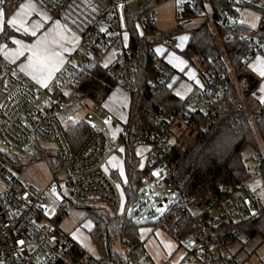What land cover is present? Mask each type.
<instances>
[{
	"label": "built area",
	"instance_id": "2783aa9c",
	"mask_svg": "<svg viewBox=\"0 0 264 264\" xmlns=\"http://www.w3.org/2000/svg\"><path fill=\"white\" fill-rule=\"evenodd\" d=\"M17 1L19 0H4L0 7L5 9L7 5ZM36 1L52 10H58L60 19L83 38L87 47H92L96 42L93 30L101 24L108 23L117 33L128 29L127 9L137 0ZM179 1V6L188 2L199 13L198 16L204 17L215 30L222 31V39L226 43L235 41L240 45L245 51L241 62L249 65L257 55L264 53V36L240 29L243 26L241 9L244 6L258 5L263 0H236L230 9L213 7L207 0H169L174 3L175 10ZM152 18L155 21V14H152ZM118 40L109 36L103 40V44L107 47L116 44ZM83 56L86 60L89 52ZM223 57V67H202L200 84L195 85L183 99V111L174 107L159 108L156 118L159 129L153 135L143 134L139 143L150 147L157 170L165 167L166 177L161 178L159 184H167L175 192L173 203L176 205V213L171 227L172 235L178 237L187 230L197 233V244L191 251L189 261L199 259L200 264H213L214 260L219 259L221 264H264V253L251 254L246 258H240L232 252H217L214 255V246L210 239L214 226L230 219L248 220L256 208L264 203V151L254 154L253 164L250 166L251 183L259 181L258 187H252L250 182L247 185H220V192L226 197L205 220H201L194 212L195 195L186 188L195 159L205 143L204 139L198 138L177 164H170L166 156L175 143L174 125H179L180 121L187 119L192 106L208 116L204 123L207 124L218 116L222 104L228 100L234 101L235 97L231 95L232 85L243 99L242 92L247 88L248 82H239L231 60L227 54ZM87 65L89 62L80 64L79 67L84 68ZM229 67L233 68L232 75L229 73ZM71 68L66 67L60 73L66 86H73L75 83L70 78ZM111 68L122 87L130 93L136 91L138 58L129 45L118 44ZM159 68L162 75L158 81L161 83L168 82L175 73V69L170 65L162 64ZM59 84L55 80L50 88L41 87L21 72L16 64L0 54V85L3 90L0 99V141L35 149L39 156L41 149H46L41 148V142L50 141L56 146V150L51 151L57 153L60 163L65 165L64 176L59 178L61 174L53 173L47 186L42 188L31 181L23 180L0 160V264H54L59 260L63 261V264H80L68 257L78 242L54 222L55 217L48 216L50 206L45 202V191L49 186L57 188L61 181H66L71 192V196L65 197L64 202H54L56 216L60 212L68 211L76 203L101 200L116 207L121 201L111 175L103 168L109 143L106 132L94 129L78 149L72 147L63 120L57 117V112L62 107L54 100L52 87ZM45 96H48L49 104L38 106ZM99 111L102 112L101 109ZM245 111L253 118L249 110ZM129 132L130 126L126 124L119 136L120 144L125 143ZM21 240L24 241L23 244L19 243ZM125 243L130 251L127 264H143L138 249L128 238ZM85 251L84 257L95 264L100 257L99 252L88 248H85ZM165 264L173 263L167 260Z\"/></svg>",
	"mask_w": 264,
	"mask_h": 264
},
{
	"label": "trees",
	"instance_id": "16d2710c",
	"mask_svg": "<svg viewBox=\"0 0 264 264\" xmlns=\"http://www.w3.org/2000/svg\"><path fill=\"white\" fill-rule=\"evenodd\" d=\"M207 1L213 7L221 6L224 9H230L236 0ZM17 2L12 5L14 6ZM166 2H169V0H137L129 5L127 9L128 30L130 32L129 47L136 52L138 58L137 89L131 93L130 118L127 123L130 126V132L124 143L128 177L124 189L127 199L121 212L114 209L111 213L112 210L109 211L106 207L97 205L84 206L87 215L94 222L90 235L100 254L95 264H127L130 251L125 243L126 238L132 242L136 249H139V228L144 222L138 220L136 217L137 211L134 210V207L140 195L142 180L150 170L149 164L144 168L138 167L136 148L140 144L139 138L143 134L153 135L159 129L156 118L159 115L160 107H174L181 111L184 110L183 99L173 94L167 82L161 83L158 81L162 71L159 68L160 65L157 64L154 47L156 44L163 42L173 48L172 46H176V36L180 34V31L186 29L178 25L173 29L155 33L152 37L148 35V32L155 25L152 14H155L158 5ZM201 3L204 5L203 2ZM183 6L184 10L180 18H195L199 15L188 2H184ZM249 6L261 13L260 25L253 28L243 23L240 29L247 33L264 36V0L258 5ZM177 13L179 14L178 11ZM151 21L154 23L151 24ZM137 22L144 26L145 33L142 35L136 27ZM108 30L113 31L110 26ZM93 32L96 35V42L93 45L95 48L93 56L90 57V64L86 66V71L79 70L73 77L78 80V88L82 93L99 101L109 93L111 87L118 81L112 68H104L99 63L97 51L102 54L105 50L106 46L103 44V38L106 37L107 32L101 31L100 26L96 27ZM190 32L192 35L187 47L184 50H178V52L191 63H194V59L195 61L199 60L200 70H202V67L206 68L209 65L217 68L219 66L223 67V56L227 54L234 67L237 80L248 82L247 88L242 92L243 99L232 85L231 95L235 97L234 101L230 102L228 100L222 104L218 116L209 120L207 124L204 123L207 121L208 116L192 106L187 119L180 121L179 124L185 125L184 129L189 131L188 136L182 141L180 139L175 141L166 155L170 164H177L198 138L202 137L204 139L205 143L195 159L193 172L187 180L186 188L191 194L195 195L196 199H194L197 200V204L213 202L206 208L207 211L203 216L208 217L210 210L221 204L226 197L225 194L220 192V185H247V181L252 178L243 150L249 145L253 148L255 154L261 147V141L264 144V102H261L257 97L262 78L252 73L246 63L241 62V56L245 51L235 41L226 43L223 40L224 48L222 50L218 45L214 28L207 21H204ZM8 33L9 30L6 27L5 32L1 34V38L6 37ZM218 35L223 38L224 33L219 30ZM155 82L157 84H154ZM2 95L3 90L0 85V99ZM245 109L250 111L253 118ZM93 131L94 129L88 122L82 121L66 129V135L72 147L76 150ZM192 136V140L187 143ZM254 154L251 157L252 159ZM38 158L45 159L55 175L62 174L65 170V165L60 163L57 153L50 151V149H41V156L25 161L22 169L38 160ZM0 160L11 162L7 153H0ZM13 161L16 165L11 163L12 167L21 175L22 160ZM195 200H193V204ZM79 205L81 204L76 203L74 206ZM65 213L67 211L62 212L58 219H61ZM175 213L176 205L172 203L169 211L165 212L160 218L162 220L166 219L165 222L170 223V221H173ZM54 222L58 224L55 220ZM145 222L147 223V221ZM240 235H243L247 240L259 237L264 242V203L256 208V211L248 220L230 219L214 226L210 232V239L214 246L213 254L219 252L218 248L220 249L221 246L234 243ZM118 240L126 246H123L125 253L115 248ZM85 253V248L78 243L68 257L73 262L92 264L88 258L84 257ZM54 264H63V261L59 260Z\"/></svg>",
	"mask_w": 264,
	"mask_h": 264
},
{
	"label": "crops",
	"instance_id": "0c3cea01",
	"mask_svg": "<svg viewBox=\"0 0 264 264\" xmlns=\"http://www.w3.org/2000/svg\"><path fill=\"white\" fill-rule=\"evenodd\" d=\"M25 2H27V0H19V2H17L13 7L12 4H9L4 9L5 17H6L4 23L5 26L8 27L9 33L7 34L6 38L5 37L2 38L0 42V45H6V49L4 51H0V54L11 62L13 61L10 58L6 57L5 52L15 50L17 47H19L17 44L14 43V40L18 39L23 41V43L25 44H32L35 42V40L38 37H40L45 33H48L49 29H55V22L57 20L60 21L61 25H66L60 19L58 10H52L44 6L43 4L39 3L38 1L32 0V3L35 4L37 11L33 12L32 15L28 18V23L31 24L33 21H37L42 23L44 27L38 30L36 37H32L30 34H26L23 31L17 32L14 28L7 25V19H10L15 14V12L19 10V4ZM162 4H164L166 7L165 8L166 9L165 12L167 13L166 15H168L169 19L172 18L170 19L171 22L174 21V19L176 20V22L173 23L165 22L166 23L165 26H162V28L158 29L160 30L159 33L161 31L173 29L178 25L182 26V23L191 21L192 19L196 18V17L184 18V19L180 18V15H182V11L184 10L183 5L179 6L181 4V1L177 3L176 10L173 9L174 3L166 2ZM156 9H155V25L148 32V35L150 37H152L153 34L157 33L158 31L155 30L157 29ZM177 11L179 12V14L177 13ZM41 14H44L50 17L51 19L45 20L43 18V15ZM136 27L139 30L140 34L145 33L143 30L144 26L141 23L137 22ZM68 28L71 29L70 27ZM125 32L128 33V40L126 42L123 39V34ZM216 32L218 34L217 30ZM1 34L2 33H0V35ZM73 34H75V36L78 37L79 39L76 44L64 43V47H69L72 48L73 50L70 52L63 53L66 59L62 71H64L66 67H72L70 78H72L75 81V83L73 86H66L64 83V79L60 78V73L62 71L56 73L53 81L50 82V85L55 80H57L58 83H60L58 86L52 87L54 100L58 101L61 104L62 120L65 123L66 129L71 128L72 126L76 125L79 122L86 121L93 129L104 130L108 136V139L113 138L117 141L116 146L114 147V145H112L109 151L106 152V155L103 160V168L112 177L115 178V176L117 175H119L120 177L119 183H121V186H118V188L120 189V191H122V193H120L121 201L119 203L120 206L119 205H118L119 207L116 206L118 210L117 209L115 210L121 212L123 210V206L125 205L127 199L124 187L128 182V177H127L126 162H125V144H120L119 136L122 133L124 126L128 123L130 118V106L132 102L131 93L127 91L124 87H122L119 83H115L111 87L109 93L99 101H96L94 98L81 92V90L78 88L79 82L75 77H73V75L77 73L79 70H83V71L87 70L86 66H84V68H80L79 65L85 64L87 62H89L90 64V57L93 56V52H94L93 50L95 47L93 46L87 47L83 41V38L72 29L71 32L66 33V35L69 38ZM191 35H192L191 32L184 31L176 36L175 44L180 51L184 50L187 47ZM109 36H114L115 39H119L118 42L116 44L110 45L109 47H106L105 50L102 52V54L97 51V53L99 54L98 56H99L100 65L104 67V64L107 63L108 66L106 68H111V66L113 65L117 53L118 44L129 45L130 42V32L128 29L119 33H117L116 30L113 31L108 30L106 37ZM181 37H186V39L181 40ZM49 38L50 39L58 38L56 37V31H53L50 34ZM105 38H103V40ZM53 47L56 46L54 45ZM158 48L161 49V51H157ZM56 50L59 51L60 49L56 48ZM87 52H89V57L85 60L83 59L84 58L83 55L84 53ZM154 52L155 54L157 53L159 56H162L165 65H170L175 69V73L168 80L167 85L168 86L171 85L170 88L175 96H177L180 99H185L191 90L190 91L187 90L184 86L188 85L192 89L195 85L200 84V71L199 69L196 68L197 64L200 65L199 60L195 61L194 59V63H191L180 52L174 50L168 44L163 42L155 45ZM27 56L28 53L25 52L24 56L20 57L13 63L16 64L20 69V64L26 61ZM257 56L264 58V54ZM256 57L248 65L249 67L250 65L257 63ZM179 61H185L186 63L180 64ZM250 69L252 73L261 77L259 73L255 71L252 67H250ZM192 73L195 74V78H192ZM261 78L262 81L258 88L259 91L258 96L260 100L261 97H264V92L260 90L261 86L264 85V77ZM197 81H199V83H197ZM177 92H180L181 95H177ZM99 109H101L102 112H100ZM106 120H109L110 123H105ZM179 126L183 127L184 125L175 124L173 127V131L175 128H178ZM136 152L138 156L137 158L138 167L144 168L147 164H149L150 166L149 172L153 171L155 176H160L161 168H159L158 170L155 168V166L151 168L152 164L150 162L152 156L150 154L151 153L150 147L144 144H139L136 148ZM153 164L155 163L153 162ZM48 169L51 175L47 183L50 181L53 175V172L49 166ZM143 181L144 179L142 180V183ZM47 183L44 185L46 186ZM215 211H216V207L212 208L209 213H214ZM61 213L62 212H60L59 214ZM163 214H165V212L163 213L160 211L158 215L154 217L155 218L154 219L152 215H147V212H143L142 215L136 213V217L138 218V220L144 222L139 228V241H140L139 249L142 250L141 257L143 259V264H165L167 260H170L173 264L188 262L189 261L188 258L191 254V251L196 245L195 244L193 248H190L191 245L190 238L191 237L192 239L195 238V243H196V241L198 240L197 233L192 230H187L178 237L173 236L171 233V227L173 221H170V223L169 222L166 223L165 222L166 219L162 220L160 218ZM201 218L205 220L207 217L205 216ZM145 221H147V223ZM93 226H94V222L92 220V226L90 230L93 228ZM69 235L74 238L72 234ZM74 239L79 244L82 245V243H80L76 238ZM169 245H171V247H169ZM94 250L98 251L96 247L94 248ZM122 251L125 253L126 252L125 248Z\"/></svg>",
	"mask_w": 264,
	"mask_h": 264
},
{
	"label": "rangeland",
	"instance_id": "374dc122",
	"mask_svg": "<svg viewBox=\"0 0 264 264\" xmlns=\"http://www.w3.org/2000/svg\"><path fill=\"white\" fill-rule=\"evenodd\" d=\"M13 6V5H12ZM165 5H159L156 9V20H157V29L158 30L160 28H162V26H165V22H176V20L174 19V21L171 22L170 18L168 17V15H166L167 13L165 12ZM177 8V6H176ZM254 14V15H253ZM172 15V14H171ZM241 17H242V22L244 24L249 25L250 27H252L251 25L253 23H255L256 27L253 28H257L260 25L261 22V13L255 9H253L250 6H244L241 9ZM256 17H259V19H256ZM204 21V18L202 16H198L195 19H192L191 21H187L182 23V26L186 29L185 32H190L192 29L197 28L199 25H201ZM178 22V21H177ZM164 23V24H163ZM6 28V26H5ZM8 28V27H7ZM103 28L104 31L103 32H107L108 28H109V24L108 23H103L100 25V29ZM160 30L157 31V33H159ZM184 31H180L179 33H182ZM214 32L217 36V41H218V45L222 48H224V43H223V39L221 36H219L216 32V30L214 29ZM6 38V37H5ZM2 38L0 35V42H1ZM174 50L178 51L179 49L176 46H172ZM157 54V53H156ZM157 57V64L158 65H162L164 64L162 56H159L158 54L156 55ZM196 68L199 69V64L196 65ZM248 69L251 71L250 67L248 66ZM229 73L230 75L233 74V68L229 67ZM241 92V90H240ZM43 104H49L48 103V96L43 97L40 101L38 106H41ZM57 117H59L62 120V108L60 111L57 112ZM63 125L65 126V123L63 122ZM189 131H186L184 129V126H179L178 128H175L173 131L174 134V140L177 141L178 139H180L181 141L185 139V137L188 136ZM194 136V135H193ZM193 136L187 141V143H189ZM116 140L111 138L109 139V144H108V149L107 152L109 151V149L111 148L112 145H114V147L116 146ZM46 149H50L51 150H56V146L54 143L50 142V141H42L41 142V148H45ZM52 147V148H50ZM259 152H263L264 151V144H262L261 141V147L258 149ZM0 153L6 154L8 155V158L11 159V162L9 161H2L8 168H10L14 173L19 174L18 171H16L12 165L15 162L13 160H22V165L23 163H25V161H29L34 157H40L38 152L35 149H31L28 148L27 146H15V145H10L7 143V141H0ZM254 154L253 152V148L251 146H246L243 150V155L245 157V159L247 160V165L250 168L251 164H253V159L251 158L252 155ZM20 157V159H19ZM153 162L155 163L154 158H151V166L152 168L155 166V164H153ZM49 163L47 161H45L42 158H38V160L28 164L25 166L24 169H22L24 167L21 166V178L25 181H31L37 185H39L42 188H45L46 186L44 184L47 183L48 179L50 178V171L48 169V165ZM16 165V164H14ZM50 166V165H49ZM110 175V174H109ZM62 176H64L61 174L59 176V178H62ZM119 175L112 177V180L114 181L116 188L118 190L119 193H122V191H120V189L118 188V186H121V183H119L120 181V177ZM166 177V173H165V167L161 168L160 171V176H155L153 171H150L146 177L144 178V181L142 183V188L140 190V195L137 199L136 205H135V209L137 211V213L139 215H142L143 212H147V215H152L153 218L156 217L158 215V213L161 212H166L168 211L173 203L174 197H175V192L171 189L170 186H168L167 184H159V180L161 178ZM252 178L250 180H248L247 182H250V185L252 187H258L259 185V181H254L252 182ZM48 184V183H47ZM71 196V192L69 190V186L67 184L66 181H61L59 183V187L57 188H53L52 186H49L46 191H45V202L49 203L50 206V211L48 213V216L50 218L55 217V221L58 222L59 227L66 233L68 234H72L75 233L76 234V239L82 243V245L85 248H88L94 252H98L95 251L94 248H97V245L95 244L94 240L92 239L91 235H90V228L92 226V219L90 218V216L87 215V211L84 208L85 205H97V206H102V207H106L107 209H109V211H111V213H113L114 209H117L116 207L111 206L110 204H108L105 201H101V200H92L89 202H85L79 206H72L67 213H65L61 219H58L59 215L58 214L56 216L55 213V204L54 202L58 201V202H64L65 197ZM196 199V198H195ZM194 199V200H195ZM197 200H195L194 204H193V209L194 212L196 213V215H198L197 217L201 218L204 216L205 211H207V207H209L213 202L209 201V203H198L196 202ZM120 206V205H119ZM118 206V207H119ZM201 220H203L201 218ZM91 231V230H90ZM190 248H193L195 244H197V241L195 243V238L192 239V237L190 238ZM124 245H122V242L120 240H118L115 244V248L118 251H122ZM196 246V245H195ZM126 247V246H124ZM127 249V248H126ZM98 250V249H97ZM220 250V251H219ZM139 253H142L141 249H138ZM219 252L222 253H226V252H232L234 254H236L238 257L240 258H246L248 257V255L251 254H258L261 255L264 253V242L261 241V239L259 237H255L252 238L250 240H247L244 238L243 235H240V237L232 244H227V245H223L220 247V249L218 248ZM216 257V256H214ZM200 264V260L196 259L195 261H188V264ZM213 264H221L219 259H216L213 261Z\"/></svg>",
	"mask_w": 264,
	"mask_h": 264
},
{
	"label": "snow or ice",
	"instance_id": "6c2138e0",
	"mask_svg": "<svg viewBox=\"0 0 264 264\" xmlns=\"http://www.w3.org/2000/svg\"><path fill=\"white\" fill-rule=\"evenodd\" d=\"M3 3L4 0H0V5ZM36 11V6L32 3V0H27V2L19 4V10L16 11L10 19H7V25L14 28L17 32L23 31L26 34H30L32 37H36L38 30L44 27L42 23L37 21H33L31 24L28 23V18ZM41 15H43L45 20L51 19L44 14ZM5 18L4 9L0 7V33L5 32ZM256 19H259V17H256ZM251 26L256 27L255 23ZM53 31H56V37L58 38H49ZM101 31H104V29L101 28ZM69 32H71V29L66 25H61L60 21L57 20L55 22V29H49L48 33L38 37L32 44H25L18 39L14 40V43L19 47L12 51H6L5 55L7 58H10L15 62L27 52L28 56L26 61L20 64V71L30 76L31 79L41 87L50 88V82L53 81L56 73L63 70V65L66 59L63 53L73 50L72 48L64 47V43L76 44L78 42L79 38L76 37L75 34L70 38L66 35V33ZM123 39L125 42L128 40L127 32L123 34ZM183 39H186V37H181V40ZM54 45L56 47H53ZM56 48H59L60 50L58 51ZM5 49L6 45H0V51H4ZM157 51H161V49L158 48ZM256 61L257 63L250 65V67L257 71L261 77H264V58L257 56ZM179 63L184 64L186 62L179 61ZM107 66V63H105L104 67L106 68ZM192 78H195L194 73H192ZM197 83H199V81H197ZM169 87H171V85H169ZM184 87L189 91L191 90L188 85H185ZM260 90L264 92V85L261 86ZM177 95H181V93L177 92ZM261 102H264V97H261ZM105 123H110V121L106 120ZM73 236L74 238H77L75 233H73ZM19 243L23 244L24 241L21 240ZM169 247H171V245H169Z\"/></svg>",
	"mask_w": 264,
	"mask_h": 264
}]
</instances>
